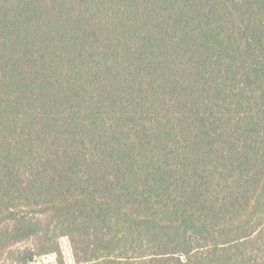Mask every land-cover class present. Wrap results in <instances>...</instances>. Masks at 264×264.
I'll list each match as a JSON object with an SVG mask.
<instances>
[{"label":"trees","instance_id":"obj_1","mask_svg":"<svg viewBox=\"0 0 264 264\" xmlns=\"http://www.w3.org/2000/svg\"><path fill=\"white\" fill-rule=\"evenodd\" d=\"M264 264V0H0V264Z\"/></svg>","mask_w":264,"mask_h":264},{"label":"rangeland","instance_id":"obj_2","mask_svg":"<svg viewBox=\"0 0 264 264\" xmlns=\"http://www.w3.org/2000/svg\"><path fill=\"white\" fill-rule=\"evenodd\" d=\"M62 247L67 264H73L74 260L72 257V251L67 239L62 240ZM42 261L44 264H56V256L50 255L48 257L43 258Z\"/></svg>","mask_w":264,"mask_h":264}]
</instances>
